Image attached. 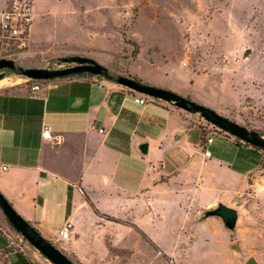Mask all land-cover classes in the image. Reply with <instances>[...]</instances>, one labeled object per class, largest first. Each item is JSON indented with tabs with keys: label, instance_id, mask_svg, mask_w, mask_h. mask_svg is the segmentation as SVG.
Returning <instances> with one entry per match:
<instances>
[{
	"label": "crops",
	"instance_id": "crops-1",
	"mask_svg": "<svg viewBox=\"0 0 264 264\" xmlns=\"http://www.w3.org/2000/svg\"><path fill=\"white\" fill-rule=\"evenodd\" d=\"M31 3L26 45L29 51L39 48L35 55L46 54L40 51L45 43L60 47L63 50L57 54L64 55H91L108 48V43L97 44L93 39H108L109 35L93 33L96 28L80 15L61 20L60 28L53 27L51 34L45 28L39 35L34 1ZM81 36L85 39H76ZM30 85L0 86V192L37 231L79 264H114L112 259L125 262L131 255L113 254V250L127 249L128 242L109 225L135 229L149 245L152 242L160 248L144 227L162 224L172 210L184 224L182 215L191 213L192 207L208 209L222 203L236 209L238 199L249 189L264 198V153L229 134H217L221 141L214 152L221 156L215 162L219 171L207 177L190 175V165L213 156L207 147L215 139L187 111L156 100L136 103L134 98L141 94L87 74L45 80L37 92ZM255 89L252 99L264 105V80ZM169 116L175 122L170 128ZM44 127L50 130L47 137L42 135ZM208 137L211 142L206 141ZM138 142L148 144L145 154ZM153 144L161 153L164 150L166 157L155 166H146L158 173L148 184H140L132 175L114 177L105 172L124 168L129 158L144 160ZM227 147L230 152L225 157L222 149ZM218 174L223 175L219 181L215 179ZM208 183H222L226 188L202 199L198 189ZM127 192L141 203L139 214L145 217V226L135 219L132 205L129 208L118 199ZM201 217L202 223L219 218H204L203 213ZM67 222L71 224L69 238L62 240L58 232ZM230 247L237 250L239 246L234 243ZM162 251L157 252L161 255ZM12 253L9 264H36L21 251Z\"/></svg>",
	"mask_w": 264,
	"mask_h": 264
},
{
	"label": "rangeland",
	"instance_id": "rangeland-1",
	"mask_svg": "<svg viewBox=\"0 0 264 264\" xmlns=\"http://www.w3.org/2000/svg\"><path fill=\"white\" fill-rule=\"evenodd\" d=\"M12 1L0 0V13L8 10ZM33 1L34 23L39 35L45 28H49L51 34L53 27L60 28V21L68 17L85 16L96 28L93 33L102 31L109 35L108 39H93L97 44L108 43V48L103 49L104 52L81 56L94 59L114 75L133 77L176 92L264 135V105L251 97L256 95L255 87L264 80V0ZM76 10L80 13H75ZM38 49L29 51L26 41L21 45L0 33V59H12L23 67L63 68L67 64L61 58L76 55L57 54L63 49L46 43L40 49L46 53L44 56L35 55ZM2 79L5 82L0 81V86L12 88L31 83L30 79L16 75L8 68L0 70ZM258 99L260 101L261 96ZM186 114L215 139L207 147L213 151V156L188 167L195 178L207 177L213 171H219L215 162L221 156L214 152L220 147L221 139L217 134L227 133L199 114ZM167 120L168 127H172L174 119L169 116ZM197 139L196 136L192 142L197 143ZM229 152V147L222 149L225 157ZM162 156L166 157L164 150L161 153L153 144V150L144 160L129 158L124 168L105 172L114 177L120 173L132 175L140 184L146 185L158 175L156 168L148 171L146 166L148 169L149 163L157 165L164 159ZM222 177L218 174L215 179L219 181ZM224 188L222 183L218 186L208 183L198 189V194L205 199L220 194ZM127 193L118 199L124 200L129 208L132 205L135 219L144 225L145 217L139 214L141 203L135 202ZM251 193L249 189L237 201L235 208L239 218L234 233L225 229L220 218L199 222L206 207H192L191 213H183L184 224L172 210L162 224L144 227L158 241L160 248L152 242L149 245L135 229L121 230L115 227L117 225H109L117 236L123 235L128 242L127 249L113 250V254L118 253L121 257L132 252L125 262L112 260L114 264H244L250 256H255L259 264H264V198ZM179 235L181 238L175 242ZM234 243L239 246L237 250L230 247ZM15 250L26 254L36 264H52L14 229L0 209V264H9ZM156 250L166 253L162 251L160 255Z\"/></svg>",
	"mask_w": 264,
	"mask_h": 264
},
{
	"label": "water",
	"instance_id": "water-1",
	"mask_svg": "<svg viewBox=\"0 0 264 264\" xmlns=\"http://www.w3.org/2000/svg\"><path fill=\"white\" fill-rule=\"evenodd\" d=\"M61 61L67 66L63 68L46 67H23L14 60L1 58L0 70L8 68L16 75L26 77L32 80H49L53 78L64 77L76 73H90L101 76L102 78L131 89L148 97L156 98L167 103H171L177 108L192 114H199L205 121L216 126L226 133L238 137L243 142L264 149V135L255 130H249L245 126L230 120L217 111L202 104L191 101L182 95L171 90L162 89L154 85L142 82L139 79L112 74L107 67L98 63L94 59L86 56L73 55L61 58ZM141 153L147 152V143H137ZM0 209L4 216L14 227V229L34 248H36L52 264H76L59 248L46 239L37 231L29 221L23 218L11 205V203L0 192ZM216 216L221 218L225 228L230 231L235 230L238 213L236 209L218 203L203 212V217ZM244 264H259L255 256H250Z\"/></svg>",
	"mask_w": 264,
	"mask_h": 264
},
{
	"label": "built area",
	"instance_id": "built-area-1",
	"mask_svg": "<svg viewBox=\"0 0 264 264\" xmlns=\"http://www.w3.org/2000/svg\"><path fill=\"white\" fill-rule=\"evenodd\" d=\"M32 0H13L11 7L8 10H4L0 13V33L2 37L14 40L23 45L26 41L27 34L31 23V7ZM8 45V42H3ZM31 80L30 88L33 92H37L41 89L39 81ZM134 101L139 104H145L148 102V98L144 95H140L134 98ZM103 131L102 129L100 130ZM42 135L47 137L50 135L48 127H44ZM212 138L208 137L207 142H211ZM205 156H209V152H204ZM71 224L67 222L60 230L59 235L62 240L69 238V229Z\"/></svg>",
	"mask_w": 264,
	"mask_h": 264
},
{
	"label": "trees",
	"instance_id": "trees-1",
	"mask_svg": "<svg viewBox=\"0 0 264 264\" xmlns=\"http://www.w3.org/2000/svg\"><path fill=\"white\" fill-rule=\"evenodd\" d=\"M85 74H87V75H91V76H96V77H98V78H102L101 76H98V75H93V74H90V73H86V72H84V73H76V74H70V75H67V76H75V75H85ZM65 77V76H64ZM36 81H39V82H43V81H45V80H36ZM148 84V83H147ZM129 90H131V89H129ZM132 92H135V91H133V90H131ZM138 93V92H137ZM143 95V94H142ZM144 96H146V95H144ZM146 97H148V96H146ZM149 98V100H159V99H156V98H152V97H148ZM173 105V104H172ZM174 106V105H173ZM176 107V106H175ZM244 126H246V125H244ZM223 131V130H222ZM225 132V131H224ZM226 133V132H225ZM201 134H202V137H204L205 136V131H204V129L203 130H201ZM228 134V133H227ZM230 135V134H229ZM233 136V135H232ZM234 138H235V140L236 141H238V142H243L241 139H239L238 137H235V136H233ZM244 144H247V145H250V146H252V147H254V148H256V149H258V150H261L263 153H264V149L263 148H260V147H256V146H253V145H251V144H249V143H246V142H243ZM19 252V251H18ZM22 254V253H21ZM73 260V259H72ZM74 261V260H73ZM76 264H79L77 261H74Z\"/></svg>",
	"mask_w": 264,
	"mask_h": 264
},
{
	"label": "bare ground",
	"instance_id": "bare-ground-1",
	"mask_svg": "<svg viewBox=\"0 0 264 264\" xmlns=\"http://www.w3.org/2000/svg\"><path fill=\"white\" fill-rule=\"evenodd\" d=\"M5 79H2V80H0L1 82H3ZM5 82V81H4ZM0 84H2V83H0Z\"/></svg>",
	"mask_w": 264,
	"mask_h": 264
}]
</instances>
